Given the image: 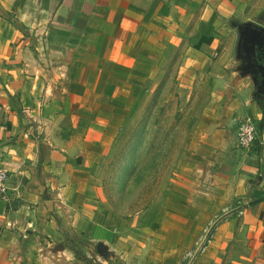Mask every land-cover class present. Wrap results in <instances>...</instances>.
Wrapping results in <instances>:
<instances>
[{
  "label": "crops",
  "instance_id": "1",
  "mask_svg": "<svg viewBox=\"0 0 264 264\" xmlns=\"http://www.w3.org/2000/svg\"><path fill=\"white\" fill-rule=\"evenodd\" d=\"M153 94L185 122V189L118 236L101 159ZM0 166V264H185L211 222L186 264H264V0H0Z\"/></svg>",
  "mask_w": 264,
  "mask_h": 264
},
{
  "label": "rangeland",
  "instance_id": "2",
  "mask_svg": "<svg viewBox=\"0 0 264 264\" xmlns=\"http://www.w3.org/2000/svg\"><path fill=\"white\" fill-rule=\"evenodd\" d=\"M172 107L173 104L162 102L158 94L146 97V104L101 159L103 202L113 212L111 229L118 236L130 234L131 228L139 233L144 225L154 224L161 218L157 214L159 202L164 198V207L170 206L166 196L172 185L185 189L183 183H172L175 176L187 174L188 170V151L183 145L185 122L173 117ZM206 225L197 231L193 242L204 236L209 226Z\"/></svg>",
  "mask_w": 264,
  "mask_h": 264
},
{
  "label": "built area",
  "instance_id": "3",
  "mask_svg": "<svg viewBox=\"0 0 264 264\" xmlns=\"http://www.w3.org/2000/svg\"><path fill=\"white\" fill-rule=\"evenodd\" d=\"M237 137L238 146L240 148L249 150L254 146L258 137V128L251 116H246L239 122ZM10 198L9 174L3 167L0 166V200L9 202ZM251 206V200H240L235 205L224 208L221 217L232 213H236L238 216H243L245 211ZM216 219H218V217ZM213 223L214 222H211L208 228H206L204 236L199 238L194 248L186 254L184 259L185 264L206 250V247L211 242L212 231L215 226Z\"/></svg>",
  "mask_w": 264,
  "mask_h": 264
},
{
  "label": "trees",
  "instance_id": "4",
  "mask_svg": "<svg viewBox=\"0 0 264 264\" xmlns=\"http://www.w3.org/2000/svg\"><path fill=\"white\" fill-rule=\"evenodd\" d=\"M71 242L74 243V244L72 245V247H74L76 240L73 239V241H71ZM77 255L80 256L85 262H87V263H89V264H97V263L94 262V260H91V259L87 258V257L84 256L81 252H77Z\"/></svg>",
  "mask_w": 264,
  "mask_h": 264
},
{
  "label": "water",
  "instance_id": "5",
  "mask_svg": "<svg viewBox=\"0 0 264 264\" xmlns=\"http://www.w3.org/2000/svg\"><path fill=\"white\" fill-rule=\"evenodd\" d=\"M98 252H99V254H100L101 256H103V257L106 258V255H105V253H104V251H103V247H102L101 245H99V247H98Z\"/></svg>",
  "mask_w": 264,
  "mask_h": 264
}]
</instances>
